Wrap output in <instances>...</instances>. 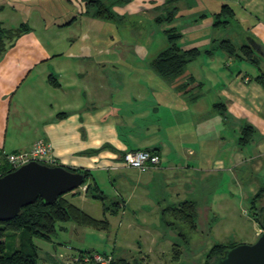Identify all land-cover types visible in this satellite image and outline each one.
<instances>
[{
  "label": "crops",
  "instance_id": "crops-1",
  "mask_svg": "<svg viewBox=\"0 0 264 264\" xmlns=\"http://www.w3.org/2000/svg\"><path fill=\"white\" fill-rule=\"evenodd\" d=\"M99 1L109 5L115 17L97 15V4L90 0H0L1 27L5 33L15 34L2 40L0 146L18 151L45 138L59 163L90 172V191L82 184L66 195L80 198L69 199L91 215L107 216L109 227L96 229L105 239L114 232V243L109 249H99L65 239L60 247L69 244L76 250L112 253L120 249L118 258L128 259L123 253L128 232L142 226L140 235L148 248L145 255L152 251L162 255L167 245L160 243L165 235L161 224L175 228L183 221L164 211L168 206L184 199L198 202L208 179L213 184V206L218 203L222 211L230 212L238 192L250 198L264 183V83L257 78L262 75L264 79V0ZM225 3L233 7L235 15L218 27L240 26L246 40L243 45L252 46L258 61L242 56L240 59L251 61L255 69L230 67L231 62L222 61L216 71L212 55L209 61L204 58L213 66L208 78L215 79L214 93L190 94L191 80L199 86L204 83L193 67L172 81L159 75L150 66V60L160 52L156 54V35L148 33L134 42L108 39L110 19L145 14L163 22L166 20L159 17L177 7L173 21L188 16L195 24L184 28L180 39H187L189 33L191 45L207 48L215 39L210 24ZM130 25L137 23L132 20ZM208 26L209 32L202 33ZM231 58L232 54L227 60ZM226 65L227 72L223 70ZM184 75L190 83L181 82ZM248 124L255 129L243 142V127ZM137 148H156L161 155L159 163L144 171L126 164L124 153ZM215 162L222 167H213ZM241 164L249 168L240 173L237 168ZM223 178L224 190L218 187ZM105 186L111 187L106 190ZM100 192L111 206L107 211L104 201L94 195ZM109 192L117 194L111 202H107ZM228 193V198L223 197ZM254 215L253 240L262 228ZM94 227L75 221L61 225L78 235L88 234ZM137 250L144 253L140 244ZM131 259L138 260L136 255Z\"/></svg>",
  "mask_w": 264,
  "mask_h": 264
},
{
  "label": "rangeland",
  "instance_id": "rangeland-1",
  "mask_svg": "<svg viewBox=\"0 0 264 264\" xmlns=\"http://www.w3.org/2000/svg\"><path fill=\"white\" fill-rule=\"evenodd\" d=\"M198 19H201L200 16L198 17ZM214 19L215 17L213 18V22H211L212 24H210L212 27L208 26L202 31V33L207 31L209 32V27L211 28V37L213 36L215 37V39L213 40V44H209L207 48L212 49V53L204 51L197 59L193 60L196 61L195 63L188 64V67H186L187 70L191 69L192 67L193 69H196L197 76L203 77L204 83L201 86H199L198 84H194L189 76L186 75H184L181 80V82L189 80V83L191 80V83L188 87L189 89H193V93L190 92L191 95H196L198 92L205 94H208L209 92H216L213 85L215 79L208 78L212 74L211 71L213 70V66L206 64L204 60L205 58L209 61L210 55H212L211 61L214 59L216 61V71H218V63H222V61L231 62V64L229 65L230 67H237V65H239L240 68H248L252 66V68L255 69L254 65L251 64V61L247 60L246 62V60L240 59V57H242L244 54L243 49L241 48V46L243 45L242 41H246L244 37L242 38L243 33L241 32V27L238 25H232L227 28L223 26L218 27L217 24H214ZM132 20H135L137 25L131 26L130 21ZM191 21L192 20L189 19L188 16H181L173 22H169L167 20L159 22L153 20L150 16L145 14L136 17H126L123 19H110V21H108L107 23L110 26L108 39L111 41L115 39H129L134 42L141 41L143 37L147 36L148 33H150V35H156L153 41L159 46L158 50H156L157 54V52L166 48L169 44L165 29L173 27L176 24L177 30L181 32L184 28L195 25L191 24ZM197 27L201 26L197 25ZM201 30L202 29H199V31ZM225 37L232 38V41L236 45V52L235 54H232L234 59L231 58V60H227L231 54L220 43ZM44 38L48 39V36L46 37L45 34ZM185 38L187 39L179 40L180 44L183 47L193 46L190 44L192 42H189V33L185 35ZM201 48L206 49L205 47ZM229 66H224L223 70L227 72ZM222 165L223 164L218 165L215 162L213 164V167L217 169L220 168V166L222 167ZM242 165L243 164H241L237 168L240 173L246 168H249V166L242 168ZM222 175L224 176L225 174L223 173ZM206 184L207 185L202 188L201 193L197 196L198 225L196 228H191L184 221L178 222V225L175 228L166 223H162L161 227L163 228V232L165 235L163 236V238L161 237L162 240L160 241V243L165 246L167 245V251L162 255H158V253L155 251H152L149 254L145 255V253H148L147 243L146 239H144V237L140 235L142 234L143 227L134 226V228H132L130 232H128L129 235H127V239L124 243L126 244V246L125 252L123 253H125V255L129 257L128 259H131L133 255H136V258H138V261H140V263L136 262L137 264H204L206 254L209 248L215 242H254L256 239L253 240V238L250 236L251 233H255V226L252 219V215H254V208L251 201V197L253 195H251L250 198H246L243 197L240 192H238V194L236 195V201H232L230 203L232 208V210H230V214L229 210L223 209L222 211V209L219 208L218 203L213 206V184H211L210 180L208 179L206 180ZM224 184L225 178H223L222 185H219L218 187L224 190ZM108 187L111 186H105V189L107 190ZM79 188L80 187H77L75 189L79 190ZM230 195L231 194L228 193L226 195H223V197L228 198ZM73 196L74 195L71 193L68 194V198L70 199ZM110 198H117V194L114 192H109V198L107 202H111L112 199ZM73 199L75 201H79L80 198L73 197ZM95 202L99 203L100 201L95 200ZM262 202H264V197L261 200V203ZM233 207H236L235 210ZM90 209L91 211H94L92 207H90ZM245 211H249V213L246 214ZM63 223L64 222L59 223L57 231L52 234L51 238H46L43 236L33 237V241L37 246V251L39 254V264H66L65 260L61 258L59 254L67 249V246L71 248L69 250L73 251H75L77 248L69 244H65L63 247H60L61 242L65 239H72L76 245H81V247L94 246L99 249H109V244L113 245L114 243L113 241L115 239H112V237H114V232L111 233L110 238L105 239L106 235L101 236L96 227H94L93 229H90V232L88 234L78 235L70 230L61 228V225H63ZM214 225L217 227L214 228ZM150 227L153 228L154 226ZM112 229L115 230L116 226L113 225ZM92 232H95V234H92ZM179 232L184 233V235H181ZM128 236H130V239ZM6 238L8 244L7 248L9 250L14 249L19 242L18 236H13L11 234ZM169 240H172L175 243L171 244V241ZM139 244L142 245L144 253L137 250ZM56 246L58 248H56ZM179 246L181 250L177 249V247ZM113 251V253H115V257H118L121 253L120 249H115ZM56 252H58V258L54 255ZM140 253L144 255L143 258L142 256H140ZM53 256H55L58 261L55 260Z\"/></svg>",
  "mask_w": 264,
  "mask_h": 264
},
{
  "label": "trees",
  "instance_id": "trees-1",
  "mask_svg": "<svg viewBox=\"0 0 264 264\" xmlns=\"http://www.w3.org/2000/svg\"><path fill=\"white\" fill-rule=\"evenodd\" d=\"M96 2L97 7L95 13L104 17H115V12L109 5L99 1L90 0V2ZM177 13V7L169 10L165 17H159L168 21H173ZM235 11L233 7L225 3L219 12L215 13L214 24H227L234 17ZM5 28L0 24V56L5 50L2 46V40L4 37H10L5 33ZM169 44L166 48L162 49L153 59L150 60V66L162 77L167 80H175L183 73H185L188 63L197 59L204 51L212 53V49H203L198 45L191 47H183L179 40L182 37V32L178 31L175 26L165 29ZM221 45L231 54H235L236 45L229 39L224 38ZM244 57L246 56L253 62H257L258 58L254 54V50L251 45H242ZM264 83L262 75L257 76ZM189 83V82H186ZM180 87H184L185 84H179ZM255 128L251 125H245L243 127V136L241 141L246 142L250 139L252 130ZM156 151V148H149ZM68 166V165H67ZM73 170H79L72 168ZM14 168L9 167L7 163L3 166L1 174H4ZM86 178L83 184H87L86 191H90L92 184L87 183L89 178V171H84ZM75 191L74 193H77ZM96 197L101 198L104 201V210L107 211L110 204L105 202V196L103 193H95ZM264 197V183L260 186L256 193L251 197L252 206L254 208V216L260 222L259 218V206L262 198ZM170 211L175 216L185 221L191 228H196L198 225V203L194 199H184L177 204L168 206L164 211ZM115 211V210H113ZM75 221L78 224L92 225L99 228H108L109 219L107 216L103 218H97L84 210L78 204L71 201L66 193L60 194L58 198L52 203H46L41 195L22 207L21 211L14 217L6 220L0 219V264H39V254L37 246L33 241L34 236H43L51 238L52 234L57 231V227L60 222ZM17 235L19 242L16 247L9 250L7 244V238L9 235ZM184 235V234H183ZM239 242H215L208 250L204 264H211L215 257L224 253L226 248H230L238 244ZM181 250V249H179ZM138 260L130 261L123 257H115L110 264H137Z\"/></svg>",
  "mask_w": 264,
  "mask_h": 264
},
{
  "label": "water",
  "instance_id": "water-1",
  "mask_svg": "<svg viewBox=\"0 0 264 264\" xmlns=\"http://www.w3.org/2000/svg\"><path fill=\"white\" fill-rule=\"evenodd\" d=\"M86 174L62 163L31 159L0 175V219L18 214L22 207L41 195L46 203L81 186ZM262 231L254 242H240L226 248L211 264H264V203L259 206Z\"/></svg>",
  "mask_w": 264,
  "mask_h": 264
},
{
  "label": "built area",
  "instance_id": "built-area-1",
  "mask_svg": "<svg viewBox=\"0 0 264 264\" xmlns=\"http://www.w3.org/2000/svg\"><path fill=\"white\" fill-rule=\"evenodd\" d=\"M0 158V175L5 163L12 168H16L31 159H37L50 164L59 163L57 157L53 154L52 144L45 138H39L30 148L18 151H6L0 146ZM160 159L161 155L149 148L130 149L124 153L126 164L143 171L158 164ZM86 186L87 184L84 185V189H86ZM69 249V246H67V249L64 250L65 252L62 251L59 254L66 264H110L115 259L112 252L93 249L73 251ZM57 253L54 255L58 258Z\"/></svg>",
  "mask_w": 264,
  "mask_h": 264
}]
</instances>
